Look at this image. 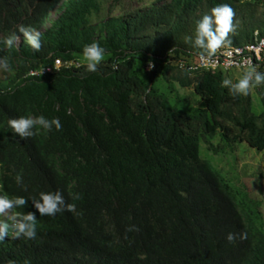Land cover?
<instances>
[{
	"label": "trees",
	"instance_id": "trees-1",
	"mask_svg": "<svg viewBox=\"0 0 264 264\" xmlns=\"http://www.w3.org/2000/svg\"><path fill=\"white\" fill-rule=\"evenodd\" d=\"M220 3L239 21L232 47L252 44L255 33L264 38V0H155L97 23L101 0H0V56L10 63L0 70V194L27 200L60 190L75 204L55 216L36 213L34 239L9 232L0 264H264L263 230L239 211L237 191L199 158L200 143L214 154L244 143L264 166V86L253 89L263 107L255 114L251 92L233 96L220 86L231 73L177 66L197 62L184 37ZM57 7L38 52L19 33L18 45L3 44L18 25L39 30ZM93 41L106 55L89 73L82 49ZM57 60L78 65L53 69ZM160 78L169 89L192 90L202 107L191 114L171 109L156 86ZM21 115L59 118L62 127L20 139L7 120ZM29 211L35 213L30 200L7 215ZM132 226L138 230L128 231ZM230 232L237 235L231 243Z\"/></svg>",
	"mask_w": 264,
	"mask_h": 264
},
{
	"label": "clouds",
	"instance_id": "clouds-1",
	"mask_svg": "<svg viewBox=\"0 0 264 264\" xmlns=\"http://www.w3.org/2000/svg\"><path fill=\"white\" fill-rule=\"evenodd\" d=\"M235 15L236 13L230 4H217L195 20L193 34L191 36L186 35L184 37L185 42L191 43L192 48L201 60H211L218 50L230 49L232 47L231 35L235 34L239 23L238 20H234ZM17 33L22 35L23 42L32 50L38 52L41 49L40 33L31 26L23 24L18 25L15 31L10 32L3 39V44L9 48L17 45L20 40ZM261 44H264V41H261ZM236 51L238 53L239 49ZM82 55L86 61V71L96 73L98 66L105 58L106 49L98 42L93 41L84 45ZM56 63L59 64L60 61L57 60ZM243 63L247 64L248 67L242 71L239 79L234 81L230 78H223L220 82V86L228 89V92L233 96H247L251 89L264 86V72L257 70L259 66L253 65L248 58H245ZM9 69V58L0 56V70L8 71ZM7 126L20 139L32 137L35 134V129L51 132L53 129L59 131L62 127L59 118L48 119L43 115H37L35 117L32 115H21L16 118H9L7 120ZM256 179V176L252 177L253 181ZM14 180L17 185L23 186V176L21 173H17ZM24 187L26 190V186ZM72 199H80L79 194H73ZM29 200L31 206L35 209V213L29 211L19 217H9L7 215L12 209L25 206ZM74 209L75 204L66 203L64 195L60 190L41 191L38 193V198L30 197L27 200L24 196L9 197L6 193L0 194V217H3V219H0V242L4 240L9 232H12L13 236L17 238L22 235L25 239H34L37 235L36 213L40 216H55L57 213L64 211L71 212ZM127 230L136 231L138 229L132 226ZM236 238L237 235L231 232L226 236V240L229 243L233 242ZM238 238L240 240L246 239L247 233L241 231L238 234ZM8 264H15V261H9Z\"/></svg>",
	"mask_w": 264,
	"mask_h": 264
},
{
	"label": "rangeland",
	"instance_id": "rangeland-1",
	"mask_svg": "<svg viewBox=\"0 0 264 264\" xmlns=\"http://www.w3.org/2000/svg\"><path fill=\"white\" fill-rule=\"evenodd\" d=\"M154 3L155 0H120L117 3L111 0H101L100 14L94 17L92 22L97 23L107 17H117L131 11H143ZM58 14L57 7L50 12L44 26L37 32L41 33L45 30L57 18ZM241 74L239 71H233L229 77L237 80ZM137 76L142 81H147V74L138 72ZM156 86L159 88V94L169 100L170 108L173 110L191 114L202 107V102L192 90L180 89L176 85L173 86V89H169L161 78ZM250 92L253 101L252 110L258 114L263 110V107L258 101L256 92L253 89ZM218 143L219 138L217 137L212 144L217 145ZM199 158L207 162L217 176L229 187L237 191L234 200L239 211L244 214L249 223L264 232V166L261 154L244 143L236 144L223 153L214 154L206 151L203 143H200ZM253 176L257 177L255 181L252 180Z\"/></svg>",
	"mask_w": 264,
	"mask_h": 264
},
{
	"label": "built area",
	"instance_id": "built-area-1",
	"mask_svg": "<svg viewBox=\"0 0 264 264\" xmlns=\"http://www.w3.org/2000/svg\"><path fill=\"white\" fill-rule=\"evenodd\" d=\"M255 40L252 44L243 46V47H231L230 49H221L212 57L209 61H203L199 57L195 64H188L186 61L179 60L177 66L179 69H185L188 72H194L197 70H202L210 73H222L228 74L233 71H242L248 67L247 64L243 63L245 58L251 60L253 65H264V44H261V41H264V38H257V33H255ZM251 46V47H250ZM237 49L239 52L237 53ZM259 49V51H257ZM214 61V63H213ZM62 65L70 67L71 65H78L77 62H70L64 64H57L54 62L53 69H57ZM151 65V67H149ZM153 68L152 63H148L144 67V72L149 73ZM191 69V71H189ZM50 68L42 69L39 72H30V77H35L40 74L49 73ZM264 177V170H263Z\"/></svg>",
	"mask_w": 264,
	"mask_h": 264
}]
</instances>
